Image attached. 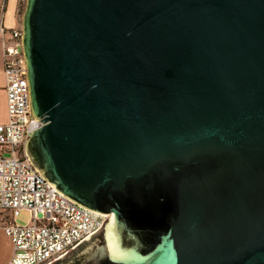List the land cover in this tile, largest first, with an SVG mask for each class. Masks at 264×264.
Wrapping results in <instances>:
<instances>
[{
    "label": "water",
    "instance_id": "water-1",
    "mask_svg": "<svg viewBox=\"0 0 264 264\" xmlns=\"http://www.w3.org/2000/svg\"><path fill=\"white\" fill-rule=\"evenodd\" d=\"M22 25L29 160L110 214L47 264H264V0H26Z\"/></svg>",
    "mask_w": 264,
    "mask_h": 264
},
{
    "label": "built area",
    "instance_id": "built-area-1",
    "mask_svg": "<svg viewBox=\"0 0 264 264\" xmlns=\"http://www.w3.org/2000/svg\"><path fill=\"white\" fill-rule=\"evenodd\" d=\"M22 29L5 28L0 19L7 108L6 121L0 123V147L8 152L0 155L1 230L12 245L5 264H47L99 228L109 214L66 198L29 160L24 146L41 121L32 114ZM22 210L29 211L26 224L15 221Z\"/></svg>",
    "mask_w": 264,
    "mask_h": 264
},
{
    "label": "crops",
    "instance_id": "crops-1",
    "mask_svg": "<svg viewBox=\"0 0 264 264\" xmlns=\"http://www.w3.org/2000/svg\"><path fill=\"white\" fill-rule=\"evenodd\" d=\"M19 0H0V19L5 28H19L23 27L20 14L18 13ZM4 40L0 36V123L6 121V81L2 69V62L4 57ZM0 155H8L5 148L0 147ZM4 214L0 211V264H5L9 257H11L12 249L11 243L2 232Z\"/></svg>",
    "mask_w": 264,
    "mask_h": 264
},
{
    "label": "rangeland",
    "instance_id": "rangeland-1",
    "mask_svg": "<svg viewBox=\"0 0 264 264\" xmlns=\"http://www.w3.org/2000/svg\"><path fill=\"white\" fill-rule=\"evenodd\" d=\"M25 5L26 0H19L18 2V13L20 14V18L22 21V16L25 11ZM24 46V45H23ZM24 51V49H23ZM15 221L19 224H26L29 222V211L28 210H22L21 213H19L18 217L15 218Z\"/></svg>",
    "mask_w": 264,
    "mask_h": 264
},
{
    "label": "trees",
    "instance_id": "trees-1",
    "mask_svg": "<svg viewBox=\"0 0 264 264\" xmlns=\"http://www.w3.org/2000/svg\"><path fill=\"white\" fill-rule=\"evenodd\" d=\"M97 234V233H96ZM96 234H94V235H96ZM60 261V259L59 260H57V261H55L54 263H51V264H56L57 262H59Z\"/></svg>",
    "mask_w": 264,
    "mask_h": 264
},
{
    "label": "flooded vegetation",
    "instance_id": "flooded-vegetation-1",
    "mask_svg": "<svg viewBox=\"0 0 264 264\" xmlns=\"http://www.w3.org/2000/svg\"><path fill=\"white\" fill-rule=\"evenodd\" d=\"M108 218V217H107ZM106 223V222H105ZM105 225V224H104Z\"/></svg>",
    "mask_w": 264,
    "mask_h": 264
},
{
    "label": "bare ground",
    "instance_id": "bare-ground-1",
    "mask_svg": "<svg viewBox=\"0 0 264 264\" xmlns=\"http://www.w3.org/2000/svg\"><path fill=\"white\" fill-rule=\"evenodd\" d=\"M110 215V214H109Z\"/></svg>",
    "mask_w": 264,
    "mask_h": 264
}]
</instances>
